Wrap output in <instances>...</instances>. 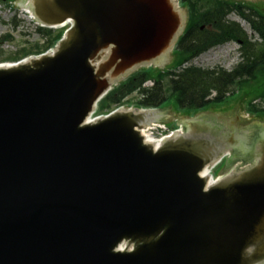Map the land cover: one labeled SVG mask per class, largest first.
I'll use <instances>...</instances> for the list:
<instances>
[{
    "label": "water",
    "instance_id": "water-1",
    "mask_svg": "<svg viewBox=\"0 0 264 264\" xmlns=\"http://www.w3.org/2000/svg\"><path fill=\"white\" fill-rule=\"evenodd\" d=\"M21 4L43 25L73 26L52 53L0 65V264H264V122L203 112L155 149L139 129L170 108L88 121L119 82L167 64L187 10ZM228 154L246 164L209 183L201 172Z\"/></svg>",
    "mask_w": 264,
    "mask_h": 264
},
{
    "label": "trees",
    "instance_id": "trees-1",
    "mask_svg": "<svg viewBox=\"0 0 264 264\" xmlns=\"http://www.w3.org/2000/svg\"><path fill=\"white\" fill-rule=\"evenodd\" d=\"M182 2L188 9V27L178 41L174 53V69L159 70L149 67L134 72L102 98L97 114L107 113L117 105L126 104L134 93L138 94L134 105L140 108L162 107L169 95H173L181 108L201 109L209 103L223 100L234 93L238 86L264 75L263 12L250 5L228 0ZM232 12L249 22L252 31L258 36L256 39H261V43L253 41L240 23L228 19ZM38 31L46 39L40 38L31 46H24L7 59L15 61L39 54L53 46L62 36V32L52 29L38 28ZM5 38L11 39L10 35ZM230 41L240 43L241 50V60L233 69L228 70L218 65L208 68L196 65L183 67L186 62ZM3 59L0 52V62ZM148 80H153L154 84L145 87ZM262 97L264 99V95ZM249 112L264 116V108L254 103L249 105Z\"/></svg>",
    "mask_w": 264,
    "mask_h": 264
},
{
    "label": "rangeland",
    "instance_id": "rangeland-1",
    "mask_svg": "<svg viewBox=\"0 0 264 264\" xmlns=\"http://www.w3.org/2000/svg\"><path fill=\"white\" fill-rule=\"evenodd\" d=\"M20 1L21 0H16L10 4L8 0H0V41L7 34H11L13 36L10 41L4 40L0 44V52L4 58V61L0 63L14 62V60H8L7 58L13 56L24 46H31V44H33L39 37L36 31L38 25L34 19H31L28 14H26L24 7L20 5ZM237 1L249 3L254 8L264 12V0L253 2H247L245 0ZM228 19L240 23L250 37L258 40L256 39L258 36L252 32L247 20L243 19L235 12H232L228 16ZM14 20L17 24H15ZM258 41L261 43L262 40L259 39ZM240 56L241 50L239 43L236 41H230L199 55L192 61V63L204 68L218 65L226 69H232L240 61ZM175 59V55L171 54L165 69H174ZM263 95L264 75H261L253 81H249L241 86H238L234 93L227 95L223 100L209 103L201 109L181 108L175 97L173 95H169V98L164 105L165 107L168 106V108H171V114L167 124L174 127L178 124L180 118L186 116L193 117L195 114L200 112H206L207 114L213 115L215 118L222 120L225 124L236 121L237 128L246 127L247 125L257 122L262 123L264 122V116L249 113V105L254 103L259 107L264 108ZM137 96V93L132 94L127 99L124 106L136 107L134 102ZM172 109L174 110L173 112ZM225 164L226 162L218 166L214 173L218 174L224 168Z\"/></svg>",
    "mask_w": 264,
    "mask_h": 264
},
{
    "label": "built area",
    "instance_id": "built-area-1",
    "mask_svg": "<svg viewBox=\"0 0 264 264\" xmlns=\"http://www.w3.org/2000/svg\"><path fill=\"white\" fill-rule=\"evenodd\" d=\"M70 22H65L62 24V27H69ZM144 137L153 142L156 145H159L166 137H168L171 132L163 124H153L141 130Z\"/></svg>",
    "mask_w": 264,
    "mask_h": 264
},
{
    "label": "flooded vegetation",
    "instance_id": "flooded-vegetation-1",
    "mask_svg": "<svg viewBox=\"0 0 264 264\" xmlns=\"http://www.w3.org/2000/svg\"><path fill=\"white\" fill-rule=\"evenodd\" d=\"M229 157L231 158V161H230V164H229L230 167L233 166V164H235V167H234V168L241 167L240 165H236V163H237V162H240V161H239L238 158L235 160V155L231 154ZM228 159H229V158H226L225 160H223V163L227 162ZM245 164H246V163L243 162V165H245ZM243 165H242V166H243Z\"/></svg>",
    "mask_w": 264,
    "mask_h": 264
},
{
    "label": "bare ground",
    "instance_id": "bare-ground-1",
    "mask_svg": "<svg viewBox=\"0 0 264 264\" xmlns=\"http://www.w3.org/2000/svg\"><path fill=\"white\" fill-rule=\"evenodd\" d=\"M26 7H27V6L25 5V8H24L25 12L28 14V16H31L30 18H32V17H33L32 14H30L29 9L26 8ZM205 173H209V169H206V170H205Z\"/></svg>",
    "mask_w": 264,
    "mask_h": 264
}]
</instances>
